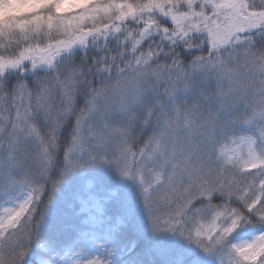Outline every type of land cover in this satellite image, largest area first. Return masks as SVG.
I'll use <instances>...</instances> for the list:
<instances>
[{
  "label": "snow or ice",
  "instance_id": "snow-or-ice-1",
  "mask_svg": "<svg viewBox=\"0 0 264 264\" xmlns=\"http://www.w3.org/2000/svg\"><path fill=\"white\" fill-rule=\"evenodd\" d=\"M98 166L139 208L66 191ZM138 214L160 264H264V0H0V264H129Z\"/></svg>",
  "mask_w": 264,
  "mask_h": 264
},
{
  "label": "trees",
  "instance_id": "trees-1",
  "mask_svg": "<svg viewBox=\"0 0 264 264\" xmlns=\"http://www.w3.org/2000/svg\"><path fill=\"white\" fill-rule=\"evenodd\" d=\"M146 47L147 45H145V48ZM77 108H79V105ZM75 121V115H72L65 121V128L62 129L61 144L65 142L64 138L67 137L68 133L72 130ZM257 133H259L258 129L254 134L257 135ZM89 180L97 184V181H104L107 183L112 181L113 183V181H117L118 179L114 172L108 170L104 166H98L94 169H86L83 171L78 170L70 177L66 185V191ZM118 189L121 191H127L130 198L137 203V207L139 208V203L135 196V190L130 183ZM116 242L123 244L125 247L135 242V251L130 255H124V260L129 262V264H135L136 261L141 259L144 261V264H149L150 257L155 258L157 264H160L161 257L158 254L160 249H168L174 253L176 250L184 248L182 241L166 234H160L153 238L150 231L147 229L142 214H138L133 221L130 222L129 227L121 233Z\"/></svg>",
  "mask_w": 264,
  "mask_h": 264
},
{
  "label": "rangeland",
  "instance_id": "rangeland-1",
  "mask_svg": "<svg viewBox=\"0 0 264 264\" xmlns=\"http://www.w3.org/2000/svg\"><path fill=\"white\" fill-rule=\"evenodd\" d=\"M65 121H64V123H65ZM244 134L245 135H253L254 133H244ZM258 134L259 133H257V135ZM117 179L118 180L117 181L116 180L113 181V183H112V181L109 182V183L104 182V181H97V184L98 185L99 184H103L104 186L109 187V188H122L123 186H126L127 184H129V182L121 181V179L118 176H117ZM97 239L100 240V241L107 240L108 239V235L103 233V232H101L100 235L97 237ZM87 246H88L89 251H93L94 250V246H93L91 241L88 242ZM203 264H208V262L207 261H203Z\"/></svg>",
  "mask_w": 264,
  "mask_h": 264
},
{
  "label": "clouds",
  "instance_id": "clouds-1",
  "mask_svg": "<svg viewBox=\"0 0 264 264\" xmlns=\"http://www.w3.org/2000/svg\"><path fill=\"white\" fill-rule=\"evenodd\" d=\"M8 10H9V8L6 7V8H5V11H8Z\"/></svg>",
  "mask_w": 264,
  "mask_h": 264
}]
</instances>
